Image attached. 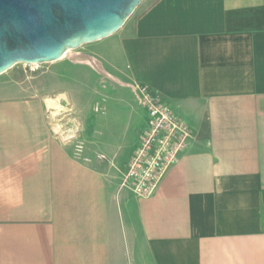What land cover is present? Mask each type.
<instances>
[{
    "label": "crops",
    "instance_id": "obj_1",
    "mask_svg": "<svg viewBox=\"0 0 264 264\" xmlns=\"http://www.w3.org/2000/svg\"><path fill=\"white\" fill-rule=\"evenodd\" d=\"M120 48L187 147L140 198L120 183L148 118L115 146L85 120L79 156L53 101L0 100V264H264V0H155Z\"/></svg>",
    "mask_w": 264,
    "mask_h": 264
},
{
    "label": "rangeland",
    "instance_id": "obj_2",
    "mask_svg": "<svg viewBox=\"0 0 264 264\" xmlns=\"http://www.w3.org/2000/svg\"><path fill=\"white\" fill-rule=\"evenodd\" d=\"M154 1L142 0L114 34L69 50L56 61L14 65L0 75V100L36 97L53 101L54 109L49 110L48 115L58 124L59 138L73 143L75 151L76 145L83 148L85 120L105 123L106 127L99 130L101 138L109 139L112 146L120 145L123 131L126 130L130 138L134 130L141 128L144 118H148L146 110L137 104L138 99L132 98L125 85L127 76L120 40L130 31L134 20ZM77 55L90 57L92 63L74 59ZM120 91L125 93L123 106L117 99L123 96ZM132 106L140 111L133 114L134 120L130 124L132 114L129 108ZM125 153V149L120 151L122 155ZM104 161L109 164L108 157Z\"/></svg>",
    "mask_w": 264,
    "mask_h": 264
},
{
    "label": "water",
    "instance_id": "obj_3",
    "mask_svg": "<svg viewBox=\"0 0 264 264\" xmlns=\"http://www.w3.org/2000/svg\"><path fill=\"white\" fill-rule=\"evenodd\" d=\"M142 0H0V75L53 62L120 29ZM76 60L91 61L88 56Z\"/></svg>",
    "mask_w": 264,
    "mask_h": 264
},
{
    "label": "built area",
    "instance_id": "obj_4",
    "mask_svg": "<svg viewBox=\"0 0 264 264\" xmlns=\"http://www.w3.org/2000/svg\"><path fill=\"white\" fill-rule=\"evenodd\" d=\"M134 88L139 104L148 113V123L128 160L120 185L140 198H149L157 191L167 170L176 163L180 152L187 147L192 131L158 94L145 85H135ZM76 149L81 152L82 146L76 145ZM98 158L105 157L99 154Z\"/></svg>",
    "mask_w": 264,
    "mask_h": 264
}]
</instances>
